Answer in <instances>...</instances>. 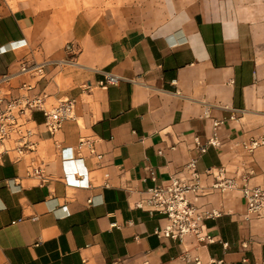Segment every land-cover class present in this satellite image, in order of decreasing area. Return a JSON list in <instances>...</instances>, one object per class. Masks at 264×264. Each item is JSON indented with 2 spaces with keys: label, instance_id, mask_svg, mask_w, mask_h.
I'll list each match as a JSON object with an SVG mask.
<instances>
[{
  "label": "crops",
  "instance_id": "obj_1",
  "mask_svg": "<svg viewBox=\"0 0 264 264\" xmlns=\"http://www.w3.org/2000/svg\"><path fill=\"white\" fill-rule=\"evenodd\" d=\"M22 60L45 75L13 80L11 95L45 96L46 108L73 98L75 119L51 136L32 111L35 150L0 162V264H264V221L245 220L240 191L203 174L224 166L264 183V147L243 149L264 135V0H0V76ZM107 75L117 85L96 86ZM213 131L187 199L219 213L202 221L219 242L158 238L167 221L135 203L185 176L194 138ZM81 138L100 160L77 151Z\"/></svg>",
  "mask_w": 264,
  "mask_h": 264
},
{
  "label": "built area",
  "instance_id": "obj_2",
  "mask_svg": "<svg viewBox=\"0 0 264 264\" xmlns=\"http://www.w3.org/2000/svg\"><path fill=\"white\" fill-rule=\"evenodd\" d=\"M77 49L74 41L66 47L70 53ZM29 76L37 80L45 75L44 65L22 60L18 65V70L14 73H6L0 76V162L9 153H15L17 159L27 152L35 150L37 143L33 140L34 131L28 126L30 113L39 111L43 115V127L46 132L54 136L57 134L65 121L75 119L76 100L73 98L59 101L54 107L46 108L45 96H12L10 84L13 80L21 76ZM118 78L114 75H107L104 80L98 82L96 86L111 90L118 83ZM92 85L85 84L83 92H89ZM20 88L28 89L29 85L22 82ZM219 122H213L215 131ZM213 131L212 137L201 143L198 137L194 138L193 154L184 166L185 176H172L166 184H156L146 189V197L135 203V207L155 212L165 218L167 224L155 230L154 234L158 238H169L181 242L184 237L191 236L198 243L208 246L219 242L215 237L202 230V221L205 218L219 216L217 212H199L188 201V194L198 195L201 191L202 174L197 171V162L204 154L208 146L217 147L219 142ZM264 147V135L252 139L243 145V149L252 154L255 150ZM77 151L86 149L87 152L100 160L101 154L96 153L94 140L90 138L79 139L76 145ZM204 175L212 177L211 189L221 192L239 190L244 200L246 212L243 215L245 220L255 219L264 221V183L260 186L251 187L248 184L249 172L247 175L227 176L224 166L218 168H208L203 172ZM33 175L45 179L46 174L39 170L34 171ZM155 180V179H154ZM90 203V201H89ZM35 221V217H31ZM226 247V244H222ZM246 245H243L245 247ZM184 259L188 260L187 254ZM195 263L200 264L195 258Z\"/></svg>",
  "mask_w": 264,
  "mask_h": 264
},
{
  "label": "rangeland",
  "instance_id": "obj_3",
  "mask_svg": "<svg viewBox=\"0 0 264 264\" xmlns=\"http://www.w3.org/2000/svg\"><path fill=\"white\" fill-rule=\"evenodd\" d=\"M130 1H137V0H130Z\"/></svg>",
  "mask_w": 264,
  "mask_h": 264
}]
</instances>
